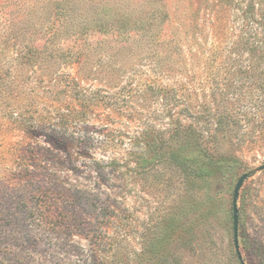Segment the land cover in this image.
Masks as SVG:
<instances>
[{
	"label": "rangeland",
	"instance_id": "obj_1",
	"mask_svg": "<svg viewBox=\"0 0 264 264\" xmlns=\"http://www.w3.org/2000/svg\"><path fill=\"white\" fill-rule=\"evenodd\" d=\"M126 1L137 14L158 7L164 21L149 38L169 44L147 48L148 34L134 32V15L103 5L101 24L115 11L109 18L119 29L106 30L105 22L91 38L101 56L105 46L116 44L108 51L111 61L91 62L98 72L85 66L77 74L91 105L79 119H63L66 128L74 126L66 131L74 138L55 134L36 151L35 184L58 203L56 209L46 204L28 211L29 232L51 230L52 216L62 221L68 212L75 232H82L78 216L89 218L94 230L121 227L127 236L122 257L130 264H264V169H258L264 163V0ZM121 43L129 46L118 52ZM170 45L176 47L167 55ZM155 59L170 69L155 70ZM113 68L119 78L109 77ZM178 129L186 130V140L171 139ZM171 146L197 164L213 158L221 169L205 178L187 176L165 160ZM243 173L248 177L237 199L239 258L232 193ZM89 194L99 202L88 203ZM17 197L0 189V203L13 212V221L21 208ZM47 214L45 223L41 217ZM144 231L155 253L148 245L142 251ZM81 234L70 236L68 253L47 250L46 232L43 244L33 253L27 244L16 259H4L3 244L0 264H83L89 244ZM133 250L140 252L138 261Z\"/></svg>",
	"mask_w": 264,
	"mask_h": 264
},
{
	"label": "trees",
	"instance_id": "obj_2",
	"mask_svg": "<svg viewBox=\"0 0 264 264\" xmlns=\"http://www.w3.org/2000/svg\"><path fill=\"white\" fill-rule=\"evenodd\" d=\"M103 5L116 9L120 15H134L135 18L130 20L138 28L134 32L141 36L148 34L145 38L147 48L152 46L157 49V46L169 44V40L159 41L153 38L155 36L149 38L155 35L151 28L164 21L163 17L158 16V7L152 8L147 14H137L135 6L129 7L126 0H0V189L14 196L18 194V202H21L19 211L14 212V221L13 212L7 204L4 201L0 203V247L4 244L1 250L4 259H16L18 249L25 248L27 244L28 248L32 245L30 250L33 253L36 246L43 244L44 232L51 236L47 250L56 247L68 253L65 247L68 246L70 236L83 233L81 235L89 244L84 258L86 262L83 264H130L127 258L123 260L122 257L127 236L121 227L105 226L94 230L89 218L78 216L82 232H75L68 212L62 221L58 220L56 213L50 222L51 230L44 228V232H41L39 229L33 231V236L26 223L28 211L31 213L32 208L42 210L48 204V209L52 206L56 209L58 203L54 195L47 194L46 190L35 184L33 163L38 159L37 149L43 148L42 142L48 145L54 140L55 134L60 137L70 133L69 138H74L73 132H66L74 126L69 124L66 128L63 119H79L91 105L87 101L90 92L80 85L77 74L85 66V69L93 73L98 72V69L88 65L91 62L111 61L108 51L116 44L105 46V54L101 56L91 38L95 29L105 22L106 30L113 27V32L118 28L109 18L115 11L108 12V17L101 24L100 20L105 16ZM143 16L148 17L142 19ZM140 30L143 31L138 32ZM127 46L126 43L118 44V52ZM175 47L170 45L167 55ZM153 61L157 71L170 69L160 60ZM109 70L111 79L121 75L115 68ZM79 99L83 100V104ZM185 133L184 129L175 130L171 139L186 140L188 136ZM164 158L187 176L195 178H205L212 175V171L218 173L221 169L220 163L213 158H206L203 163L197 164L172 146ZM92 163L95 164L93 166L98 165L95 161ZM110 166L106 164V167ZM96 197L90 196L86 201L89 203L92 199L96 200ZM52 199L55 200L51 205ZM49 217L47 214L41 219L47 223ZM145 234V231L141 233L142 251L148 245ZM155 251L148 245L149 253ZM133 253L134 261H138L140 252L133 250ZM255 253L257 257H262L260 247H255Z\"/></svg>",
	"mask_w": 264,
	"mask_h": 264
},
{
	"label": "water",
	"instance_id": "obj_3",
	"mask_svg": "<svg viewBox=\"0 0 264 264\" xmlns=\"http://www.w3.org/2000/svg\"><path fill=\"white\" fill-rule=\"evenodd\" d=\"M259 170L264 169V163L261 164L258 167ZM248 177L247 173H243L235 183V186L233 188V193H232V230H233V244H234V249L240 258V253H239V243H238V208H237V199H238V194L239 190L244 182V180Z\"/></svg>",
	"mask_w": 264,
	"mask_h": 264
}]
</instances>
